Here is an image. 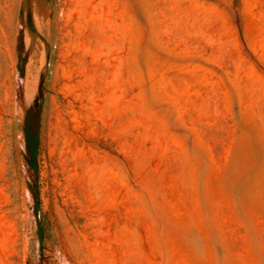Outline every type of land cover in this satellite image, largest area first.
Wrapping results in <instances>:
<instances>
[{"label": "rangeland", "instance_id": "rangeland-1", "mask_svg": "<svg viewBox=\"0 0 264 264\" xmlns=\"http://www.w3.org/2000/svg\"><path fill=\"white\" fill-rule=\"evenodd\" d=\"M29 6L0 0V264H264V0Z\"/></svg>", "mask_w": 264, "mask_h": 264}, {"label": "water", "instance_id": "water-1", "mask_svg": "<svg viewBox=\"0 0 264 264\" xmlns=\"http://www.w3.org/2000/svg\"><path fill=\"white\" fill-rule=\"evenodd\" d=\"M22 14V13H21ZM26 27L32 34V17L29 6V0H26L25 11ZM17 65L16 71L18 72L19 79L22 76L23 66L25 63V57L22 54V34L19 32L17 37ZM20 83L17 82L16 93L20 94ZM43 102V89L41 83L38 85L37 95L35 96L32 104L23 109L22 120V135L24 141V155L23 160L26 165V188L30 196V211L35 223L38 247L41 251L43 242V229L39 216V189H38V151L40 145V127H41V112Z\"/></svg>", "mask_w": 264, "mask_h": 264}, {"label": "bare ground", "instance_id": "bare-ground-1", "mask_svg": "<svg viewBox=\"0 0 264 264\" xmlns=\"http://www.w3.org/2000/svg\"><path fill=\"white\" fill-rule=\"evenodd\" d=\"M37 2H40L41 0H36ZM41 7V6H40ZM35 81V76L34 73L32 72L29 76H28V80L26 82V85H24V102L25 100L29 99L30 100V95L33 96L32 94H30V91L32 89V85L34 84ZM34 87V86H33ZM23 97V96H22ZM27 102V101H26ZM20 104V103H19Z\"/></svg>", "mask_w": 264, "mask_h": 264}]
</instances>
